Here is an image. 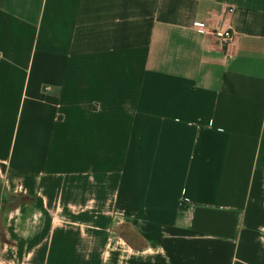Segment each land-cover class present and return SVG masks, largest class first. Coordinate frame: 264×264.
Here are the masks:
<instances>
[{
	"label": "crops",
	"instance_id": "obj_1",
	"mask_svg": "<svg viewBox=\"0 0 264 264\" xmlns=\"http://www.w3.org/2000/svg\"><path fill=\"white\" fill-rule=\"evenodd\" d=\"M0 264H264V0H0Z\"/></svg>",
	"mask_w": 264,
	"mask_h": 264
},
{
	"label": "built area",
	"instance_id": "obj_2",
	"mask_svg": "<svg viewBox=\"0 0 264 264\" xmlns=\"http://www.w3.org/2000/svg\"><path fill=\"white\" fill-rule=\"evenodd\" d=\"M194 28L204 31V26L193 25ZM212 34L220 41L222 44H231L235 39V34L230 29L215 28Z\"/></svg>",
	"mask_w": 264,
	"mask_h": 264
},
{
	"label": "rangeland",
	"instance_id": "obj_3",
	"mask_svg": "<svg viewBox=\"0 0 264 264\" xmlns=\"http://www.w3.org/2000/svg\"><path fill=\"white\" fill-rule=\"evenodd\" d=\"M15 198H16V197H13V196L11 197V196H10L9 198H7V201H6L5 203H6L7 205H9V204H11V203L15 200Z\"/></svg>",
	"mask_w": 264,
	"mask_h": 264
},
{
	"label": "trees",
	"instance_id": "obj_4",
	"mask_svg": "<svg viewBox=\"0 0 264 264\" xmlns=\"http://www.w3.org/2000/svg\"><path fill=\"white\" fill-rule=\"evenodd\" d=\"M24 200H27L26 198Z\"/></svg>",
	"mask_w": 264,
	"mask_h": 264
}]
</instances>
